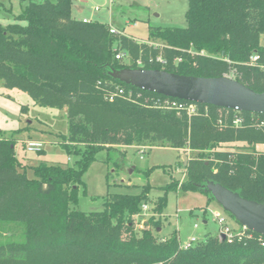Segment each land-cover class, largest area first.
Returning <instances> with one entry per match:
<instances>
[{
	"label": "trees",
	"instance_id": "obj_1",
	"mask_svg": "<svg viewBox=\"0 0 264 264\" xmlns=\"http://www.w3.org/2000/svg\"><path fill=\"white\" fill-rule=\"evenodd\" d=\"M71 5L72 0H30L12 23L0 25V82L26 93L38 106L70 111L69 132L59 144L77 158L72 167L31 166L33 178H28L14 153V132L0 131V264H264V237L248 230L231 241L207 235L182 249L177 231L162 239L153 234L159 229L156 222L143 231L141 246L115 240L114 230L133 228V218L148 201L149 185L136 195H108L99 212L71 208L78 204L80 186L85 195L82 177L99 152L160 143L194 156L183 165L185 182L179 188L176 180L163 187L156 214L165 209L168 191H195L214 200L201 188L208 182L264 204V152L256 150L264 145V114L193 102L197 113L190 116L162 110L144 102L162 96L108 75L111 69L142 68L226 76L262 93L264 0H187L185 28L149 30L148 41L163 46L164 63L155 61L158 49L153 46L110 34L107 24L72 19ZM118 53L129 62L116 60ZM254 54L258 60L251 63ZM116 86L141 98L109 101L107 93ZM235 118L241 119L238 126ZM81 130L89 132L92 142L70 143L69 134Z\"/></svg>",
	"mask_w": 264,
	"mask_h": 264
},
{
	"label": "rangeland",
	"instance_id": "obj_2",
	"mask_svg": "<svg viewBox=\"0 0 264 264\" xmlns=\"http://www.w3.org/2000/svg\"><path fill=\"white\" fill-rule=\"evenodd\" d=\"M29 1L0 0V25L12 23L13 16H17ZM4 7L11 10V13L5 12ZM95 7L97 12H94ZM186 9L187 0H72L71 16L78 21L87 18L92 22L110 25L126 37L148 40V22L155 28H185ZM260 45L264 46V36L260 37ZM153 47L158 49L157 57H162V44ZM121 61L128 63L129 59L124 57ZM66 113L69 115L70 111L38 106L26 93L6 88L0 82V131L7 136L14 132V153L27 167L28 178H33L29 167L41 163L61 167L74 165L77 158L67 155L59 144L61 136H67L69 132ZM69 138L73 144L92 142L89 132L84 130L70 133ZM28 140L43 142V149L39 152L26 151L25 142ZM114 148L97 154L96 161L82 177L85 195L80 186L78 204L71 208L85 213L99 212L103 210L108 195H136L149 185L148 201L144 202L146 210L141 209L133 218L131 231L118 233L114 230L112 236L115 240L135 242L141 246L146 242L143 231L152 229L158 222L157 233L152 232L159 239L177 231L181 244L191 238L200 242L207 235L217 236L219 233L214 213L224 217L231 230L238 229V223L228 213L200 192L179 189L168 191L162 214L154 212L157 199L164 196L163 187L176 180L179 188L185 182L183 157L188 161L194 156L192 152L177 150L164 143L144 148L133 144ZM256 150L264 152V145L256 146ZM177 164L182 166L175 169ZM151 168L157 169L146 176L145 172ZM11 231L19 234L13 227Z\"/></svg>",
	"mask_w": 264,
	"mask_h": 264
},
{
	"label": "water",
	"instance_id": "obj_3",
	"mask_svg": "<svg viewBox=\"0 0 264 264\" xmlns=\"http://www.w3.org/2000/svg\"><path fill=\"white\" fill-rule=\"evenodd\" d=\"M108 75L125 85L162 97L264 114V92H255L230 77L202 78L142 68L111 69ZM183 161L185 166L187 159L183 157ZM201 188L240 226L264 237V204L244 199L218 183L208 182ZM221 239L224 240L223 235Z\"/></svg>",
	"mask_w": 264,
	"mask_h": 264
},
{
	"label": "built area",
	"instance_id": "obj_4",
	"mask_svg": "<svg viewBox=\"0 0 264 264\" xmlns=\"http://www.w3.org/2000/svg\"><path fill=\"white\" fill-rule=\"evenodd\" d=\"M95 10H98V9L95 8ZM82 22L83 23H89L90 21H88L87 19H83ZM109 32H110V34H113V35H117V36L121 35L120 31H118L117 29L112 28V27H109ZM123 57H124V54H122V53H118L115 55L116 60H120ZM257 60H258V56L256 54H254L251 57L250 62L254 63ZM152 61L153 60L150 58L149 62L151 63ZM155 61L160 62V63H164V61L161 57H157L155 59ZM136 64H137V66L143 65L140 60L137 61ZM103 84L106 86V85H110L111 83L104 81ZM117 97H121L124 99L131 100L133 97L141 98V95L138 93L133 94L131 91H125L123 88H119L116 86V87H114V89H112V91H109V93H107V99L109 101H113ZM144 102H145V104H148L154 108H158V109H162V110H173L176 112H185L189 116L197 113L196 105H194L191 102H187V101H177L175 99L161 97V98H145ZM233 111H236V110H233ZM236 112H239V111H236ZM240 123H241L240 118H235V120L233 121V124L235 126H238ZM142 148H144V147H142ZM42 149H43V142H41V141L28 140L25 142V150L28 152H39ZM146 208L147 207L144 204L141 206L142 210H146ZM213 217H214V221L217 222V224L219 225V233L217 235L219 239H221V235H223L224 240L231 241L235 238H241L245 235V231L247 229H245L244 227L241 226V229L238 227V229L236 231H233L230 229V227L226 223L225 218L222 217L219 213H214ZM195 242H196V240L194 238H191L182 244L180 243L179 245H180V248H182V249H188ZM262 245H264V242L262 243Z\"/></svg>",
	"mask_w": 264,
	"mask_h": 264
},
{
	"label": "crops",
	"instance_id": "obj_5",
	"mask_svg": "<svg viewBox=\"0 0 264 264\" xmlns=\"http://www.w3.org/2000/svg\"><path fill=\"white\" fill-rule=\"evenodd\" d=\"M21 1V0H20ZM24 1V0H23ZM40 1V0H39ZM53 1H55V0H52V2ZM26 7V6H25ZM24 7V8H25ZM96 8V7H95ZM95 8H94V12H97V10H95ZM4 9V11L5 12H7V13H11V10H8L7 8H3ZM23 9V8H22ZM22 9H21V11H22ZM20 14V13H19ZM16 15H14L13 16V19H14V17H15ZM72 17V16H71ZM72 19H74V20H76L74 17H72ZM83 19H87V18H83ZM82 19V20H83ZM81 20V21H82ZM88 21H90L91 22V20L90 19H87ZM147 23V22H146ZM109 27H112V26H110L109 25ZM112 28H114V27H112ZM153 28H155V27H153V26H151V25H149V22H148V32H149V30L150 29H153ZM159 28H161V27H159ZM129 38H131V37H129ZM131 39H133L136 43H139V44H141V43H144V44H147L148 46H157L158 45V43L157 42H150V41H148V40H136L135 38H131Z\"/></svg>",
	"mask_w": 264,
	"mask_h": 264
}]
</instances>
